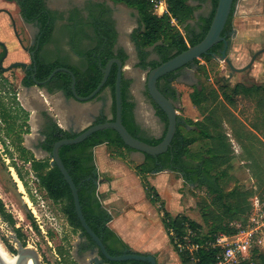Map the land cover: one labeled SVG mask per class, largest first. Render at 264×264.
<instances>
[{"label":"trees","instance_id":"obj_1","mask_svg":"<svg viewBox=\"0 0 264 264\" xmlns=\"http://www.w3.org/2000/svg\"><path fill=\"white\" fill-rule=\"evenodd\" d=\"M15 2L19 7L20 15L27 23H35L39 31L37 33L36 42L30 47H26L29 52L35 51L29 68H26V75L22 80L24 86H47L50 90L62 89L69 96H73L72 92V75L66 71L57 72L51 80L42 83L50 76V74L58 67H66L72 70L76 76L77 93L86 97L90 95L100 84L103 79V68L113 57H118L126 63L128 59L127 52L117 47L118 30L116 20L113 17V9L102 3L90 4L86 7V13L79 8L70 10L67 17L64 12L52 10L48 7L47 0H6ZM116 3H124L129 8L136 9L143 28L138 29L133 34V40L138 52L137 66L144 70H150L160 63L165 62L175 55L186 50L189 46L200 42L207 34L218 4V0H211L212 9L209 14L202 16L199 26L193 29L190 34L184 36L179 30V25H185L194 15V8L190 4V0H167L168 12L162 16L154 13L153 4L150 0H112ZM236 0H234L232 12L228 22L224 28L230 30L232 28L233 12ZM2 9L0 8V12ZM59 20H64L63 30L61 33L68 34L72 48L83 57L80 65H72L68 61L55 60L48 61L42 58V50L48 45L54 35L56 24ZM82 41H90L93 45L90 49L82 48ZM219 44L214 45L211 50L216 51ZM155 54V56H153ZM5 55L1 54L0 59ZM202 56L207 62L213 60L210 53ZM194 61H197L194 60ZM193 61V62H194ZM198 69L205 72V64L198 62ZM169 73L158 80L159 89L174 101L178 99L177 88L167 81ZM35 75V78L33 77ZM117 77V64H113L110 75L103 88L110 87L113 94V113L111 120L115 119L116 101L115 86ZM132 80L124 77L122 80V119L124 125L129 132L135 137L144 140L150 144H158L162 141L160 138L151 137L143 131L136 123L134 118L135 102L131 99ZM102 88V89H103ZM221 95L227 101L233 103L235 97L239 95L250 96L264 90L261 85H246L237 83L233 87L228 83L219 85ZM18 88L14 81L8 78L6 70L0 68V118L3 122L9 124L8 130L14 131L15 125L20 117L22 134L31 132L29 124L30 113L21 104L18 96ZM210 93L206 92L205 86L194 87L190 93L192 102L197 106H202L209 100ZM157 114L162 120L168 123L165 112L155 104ZM178 128L168 151L157 156L146 154V161L136 166V171L142 176L147 196L155 203H160L161 198L156 189L150 185L147 176L154 172L165 169L173 170L181 173L187 183H194L196 187L206 186L210 194L213 195L211 204H219L222 206V214L210 210L211 204H205L203 207V217L209 226L207 231H201L203 226L201 223L191 220L185 214H179L175 217L163 208L161 202V210L163 220L167 232L171 227L175 228L178 233L183 234L188 224L192 228L200 232V237L196 240L204 243L212 239L213 235L218 232L234 233L237 229L226 223L223 219L224 215H229L232 221L236 219L246 222V207H248L247 197L249 191L241 190L237 186L231 190H225L222 181L228 174L232 156L230 155L229 146L226 142L227 134L220 130L218 123L212 116L207 115L208 123L203 121H195L185 118L178 114ZM100 119L98 122H103ZM185 126H194L192 133H185ZM166 132V130H165ZM78 133H71L60 127L57 123L49 125L46 132V140L43 142V148L51 153L53 145L56 141L63 138H71ZM10 135V133H9ZM210 140V146L199 152H192L191 146L199 140ZM0 141L5 143L0 138ZM107 143L109 146L125 148L128 151L134 150L127 146L122 140L120 134L112 129L107 128L97 131L86 138L84 141L76 144L63 145L60 148V156L65 167L68 169L76 186L78 187L80 202L84 216L95 231L102 239L108 252L112 255L123 253H131L133 251L110 227L112 215L102 205L101 195L99 194V185L97 181L100 175L95 165L94 148L100 144ZM17 149L20 151L22 158L26 163L31 165V170L36 176L38 187L45 192L48 198L55 202H62V212L66 215L71 226L80 231L89 241L83 244L82 249L85 250L91 246H96L90 235H88L75 210V203L71 188L65 180L62 172L57 165L51 164L50 158L36 159L35 157H27L29 149L24 145V135L17 138ZM12 167L16 170L19 178L24 182V178L17 164L13 162ZM25 184V182H24ZM247 205V206H246ZM210 210V211H207ZM0 214L6 218L12 225L14 220L5 209V204L0 198ZM32 220L33 215L30 214ZM36 229L39 230L35 223ZM18 240L25 246L22 240V234L19 229L16 230ZM50 235H53L50 232ZM174 244V242H173ZM174 247L179 254L183 264H191L188 255L181 253ZM10 251L17 253L15 248L9 247ZM59 253L64 256L63 248L59 249ZM101 258L109 264H150L142 260H124L110 261L106 259L101 252ZM218 249L202 247L200 249V264H215L217 261ZM260 264H264V255H260ZM64 262L67 263L66 258Z\"/></svg>","mask_w":264,"mask_h":264},{"label":"rangeland","instance_id":"obj_2","mask_svg":"<svg viewBox=\"0 0 264 264\" xmlns=\"http://www.w3.org/2000/svg\"><path fill=\"white\" fill-rule=\"evenodd\" d=\"M189 2L194 8V15L185 25L178 26V30L184 36L196 29L202 16L209 14L212 9L211 0H190ZM94 3L108 5L117 10L119 15L128 17L129 20L126 19L123 24L124 36L122 39L127 48L133 47L134 32L143 28L136 9L112 0H50V5L58 8L63 6L76 7L78 5L85 8ZM8 5L6 1L0 0V8ZM9 8L16 19L14 24H9L6 16L0 17V37L13 44L17 36H24L27 42L26 46L29 47L33 41V31L30 32V37H26V29L29 27L33 30L35 26L21 23L19 7L16 4L9 5ZM232 25L234 34L229 57L236 67H243L250 62L254 52L264 47V0H238L237 9L233 13ZM60 37H58L59 40L62 39L61 34ZM132 55L135 56L133 52ZM198 62L204 63L201 58H198L192 63L193 65L185 68V72L179 81L173 82L181 96L175 102L179 109L178 114L208 124L209 121L206 118L207 115H210L218 123L220 130L229 132L230 138L242 139L240 146L238 145L233 149L234 154L231 158L230 168L226 178L222 181V186L225 190H231L237 186L241 190L250 192L247 197L248 207L245 210L247 214L245 218H250L253 212L254 198L258 196L261 202H264V90L250 96L239 95L231 103L221 95L219 85L226 81L232 87L237 83L256 84L264 87V53L253 63L249 71L251 79H248L244 72H234V75L230 77L229 67L221 57H215L210 62L205 63V72L198 69ZM6 75L16 83L19 90L15 79L20 78V71L14 70ZM144 75L146 79L147 76ZM224 77L227 80L222 79ZM202 85L205 86L206 92H209L211 96L207 102L196 107V111H193L192 105L188 102L190 93L194 87ZM183 105L185 107H182ZM190 105L191 109L189 108ZM22 121L23 118L20 117L14 131H9L10 123L7 124L0 118V138L5 141V143L0 141V198L5 204L6 211L11 214L14 220L12 225L0 214L1 241L7 250L16 256L17 253L11 252L9 247L19 251V240L16 232L19 229L22 240L25 242V246H23L28 248L30 253L38 256L40 264H109L103 262L95 249L87 254L80 255L78 253L77 245L81 232L71 226L66 215L62 212L63 203L48 198L45 192L38 187L37 178L31 170V165L24 161L17 149V138L25 135V133L22 134L23 130L20 126ZM251 127L256 131H253ZM209 145L210 140H201L200 147L194 146V148L205 150ZM232 145L236 146L237 144L232 143ZM27 157L43 159L36 157L30 149L27 152ZM13 162L19 167L25 184L12 167ZM21 184L23 185L22 189ZM181 191L186 193L192 202L189 205L191 220L202 224L203 229L201 231H207L209 226L204 221L202 212L205 204H211L213 195L210 194L206 186L193 187V185L186 183H183ZM209 208L213 214L215 212L222 214V206L219 204L213 203ZM30 214L33 215L34 220L31 219ZM223 219L230 225L234 222L241 224V226L247 225L238 219L232 221L229 215L223 214ZM35 223L39 230L34 227ZM258 236L255 234L254 238L257 239ZM60 248L65 251L64 256L59 253ZM261 254L264 255V245H255L250 262H245V264H260ZM64 258H66L67 263L64 262Z\"/></svg>","mask_w":264,"mask_h":264},{"label":"crops","instance_id":"obj_3","mask_svg":"<svg viewBox=\"0 0 264 264\" xmlns=\"http://www.w3.org/2000/svg\"><path fill=\"white\" fill-rule=\"evenodd\" d=\"M6 3L7 5L16 4L10 1H6ZM47 4L50 9L59 12H68L73 8H79L86 13L87 7L82 8L79 5L71 7L63 6V4V7L58 8L50 5V0H47ZM9 5L1 8L3 10L0 12V17L6 16L8 23L14 24L16 16L11 12ZM113 16L119 31L118 46L123 48L129 56L124 66V77L132 80L131 99L135 102V121L149 136L160 138L164 135L167 125L157 114V109L148 94L144 75L146 74L147 76V72L136 65L138 54L135 43L130 48H127L123 43L124 30L122 28L124 21L128 17L119 15L115 9H113ZM19 17L21 23L35 26L33 30L29 27L26 29V37H30L29 34L33 31L31 46L36 42L39 28L35 23L25 22L20 15V11ZM63 23L65 21L57 22L53 39L42 50L41 56L48 61L63 60L68 61L72 65H80L83 62V57L72 48L68 34H65L64 37L62 36V39H58L64 25ZM15 39L12 44L5 38L0 37V42L4 43L7 49L3 64L6 67L18 61L26 62L27 65L31 64V53L26 50L27 42L24 36L21 37L20 35ZM92 46L90 41H85L82 44L83 49H90ZM2 49L3 46L0 44V53ZM132 52L135 56L132 55ZM129 66L131 67L128 68ZM14 70L20 71L21 75H19V79H15L19 86L18 96L20 102L30 113L29 124L31 132L24 135V145L38 158L50 157L49 153L42 148V144L46 139L47 129L52 123H57L71 133H79L97 123L100 119L111 120L114 116L113 94L110 87L101 89L97 95L88 101L82 102L74 99L73 96H69L62 89L50 90L47 86H39L37 84L24 86L22 84L24 71L21 67L14 68L6 72V74ZM179 98H181L180 93H178ZM189 99L188 102L192 105L193 111H196L197 106L192 102L191 97ZM191 105L189 106L190 109ZM182 107H185V105ZM190 119L195 120V118ZM193 129L194 126H185V133H192ZM251 129L256 131L252 127ZM227 133L226 142L232 156L234 154L233 149L238 145L240 146L242 139L230 138L229 132ZM232 143L237 145L233 146ZM199 145H201V140L190 147L191 151L196 153L202 151L194 148V146L200 147ZM94 157L97 172L103 180L98 187L101 202L112 215V220L109 223L110 227L133 251L143 254H154L158 264H183L165 227L164 212L160 206L162 202L163 208L172 217L185 214L190 218L191 208L189 205L192 202L186 193L181 191V188L183 183L193 185V187H196V185L187 183L181 173L173 170L165 169L151 173L147 176L148 181L161 198L160 203H155L147 196L142 176L136 171V166L146 161V154L137 150L128 151L125 148L109 146L107 143H103L94 148Z\"/></svg>","mask_w":264,"mask_h":264},{"label":"water","instance_id":"obj_4","mask_svg":"<svg viewBox=\"0 0 264 264\" xmlns=\"http://www.w3.org/2000/svg\"><path fill=\"white\" fill-rule=\"evenodd\" d=\"M234 0H218V4L216 7V11L214 14V18L212 20V23L210 25V28L205 35V37L198 42L195 45L189 46L186 50L182 51L181 53L175 55L171 59L160 63L158 66L147 70V77H146V87L148 90V94L150 98L152 99L153 103L157 104L166 114L168 123L166 127V132L164 133L163 139L160 143L154 145L150 144L144 140H141L134 135H132L127 127L123 123L122 119V80L124 78V66L125 63L122 59L118 57H113L109 60L106 67L103 68V79L98 85V87L88 96L82 97L77 93L76 90V76L70 70L66 67H58L56 68L50 76L47 78V80H44L42 83H46L49 80L53 78V76L59 72V71H66L72 75V92L74 99L78 101H88L95 95H97L100 90L103 88V86L106 84L108 77L110 75L111 69L113 67V64H117V77H116V86H115V101H116V113H115V119L114 120H106L103 122H97L85 130L79 132L76 136L71 138H63L61 140H58L53 145V150L51 153H49L51 157V164L57 165L62 172L65 180L69 184L73 198L75 203V210L77 213V216L85 230V232L90 235L92 240L95 242V250L99 253L101 252L103 256L110 260V261H124V260H142L147 261L150 264H158L157 258L154 254H143L138 252H131V253H123L119 255H112L108 252L105 244L103 243L102 239L95 233V231L91 228L89 223L87 222L83 210L82 205L80 202L79 197V191L78 187L76 186L72 176L70 175L68 169L65 167L62 158L60 156V148L63 145H70V144H76L84 141L86 138H88L93 133L107 129L112 128L116 130L124 143L133 148L134 150L140 151L144 154H149L152 156H157L161 153H164L168 151V149L171 146V143L173 141V138L177 132L178 128V107L175 101L165 95L158 87V80L171 73L175 72L181 68L186 67L188 64L192 63L194 60L200 58L202 55L209 52V50L219 43L220 41H226L224 36L222 35L224 28L228 22V19L230 17V14L232 12ZM264 53V48L258 50L253 56L251 57L250 62L243 66V67H236L232 61V59L228 56H226V49L223 53V59L227 62L232 72H242L246 71L252 68L253 63L256 61V59L259 57L260 54ZM31 55H35V51L31 52ZM27 63L23 61H18L12 63L8 67L3 66V59L0 60V68H3L5 70H10L13 67L18 66H26ZM35 78V75H33ZM179 80V79H177ZM103 180L100 178L97 181V184H102ZM18 239V238H17ZM19 251L17 256L16 264H30V261H32L31 264H40L38 261V256L30 253L28 248H25L23 244L19 241ZM0 264H6L2 258L0 257Z\"/></svg>","mask_w":264,"mask_h":264},{"label":"built area","instance_id":"obj_5","mask_svg":"<svg viewBox=\"0 0 264 264\" xmlns=\"http://www.w3.org/2000/svg\"><path fill=\"white\" fill-rule=\"evenodd\" d=\"M153 4L154 13L162 16L168 12L167 0H150ZM253 212L247 218L246 226L235 222L231 224L237 231L234 233L218 232L202 243L196 240L200 237V232L188 224L183 234L178 233L171 227L169 233L179 252L189 256L191 264H200V249H218L217 261L215 264H245L250 262L255 245H264V202L256 196L253 201ZM258 234L255 239L254 235Z\"/></svg>","mask_w":264,"mask_h":264},{"label":"flooded vegetation","instance_id":"obj_6","mask_svg":"<svg viewBox=\"0 0 264 264\" xmlns=\"http://www.w3.org/2000/svg\"><path fill=\"white\" fill-rule=\"evenodd\" d=\"M237 1L238 0H236V3H235V7H234V11H235V9H237ZM3 10V9H2ZM83 12H84V10H82ZM69 12L70 11H68V12H64L65 13V17H67L68 16V14H69ZM85 13V12H84ZM234 13V12H233ZM114 17V16H113ZM59 21H61V22H63L64 20H59ZM116 26H117V22H116ZM117 30H118V28H117ZM118 33H119V31H118ZM62 34V36L64 37V33H61ZM233 34H234V28H233V25H232V28H230V30H226L225 32H224V34H223V36H224V38H225V40L226 41H220L219 43H217V44H219V47H218V49L216 50V51H212L211 49L209 50V52L208 53H210L211 54V56H213L214 58L216 57H223L224 55H223V53H224V50L226 49V56H228L229 57V50H230V45H231V42H232V38H233ZM85 41H82V43L81 44H83ZM0 44L3 46V49H2V52L0 53V56H1V54L4 52V48H5V54H6V52H7V49H6V47H5V45H4V43H2V42H0ZM119 36H118V40H117V47L119 48ZM264 48V47H263ZM260 49H262V48H260ZM259 49V50H260ZM258 51V50H257ZM256 51V52H257ZM32 52V51H31ZM30 52V53H31ZM256 52H254L253 54H255ZM208 53H206V54H208ZM137 54H138V52H137ZM253 54H252V56H253ZM263 54V53H262ZM262 54H260L259 56H261ZM5 56V55H4ZM202 56H205V55H202ZM200 57L203 61H204V63H200V64H205V63H207V60L206 59H204L203 57ZM32 58H33V56L31 55V60H32ZM213 58V59H214ZM3 59V62H4V57L2 58ZM1 60V59H0ZM225 61V60H224ZM226 62V61H225ZM193 63V62H192ZM192 63H190V64H188L186 67H184V68H181V69H179V70H177V71H175V72H172V74L170 75V76H168L167 77V81H169L171 84H173V82H175L177 79H179L180 77H182L183 76V74H184V72H185V68H187V67H189V66H191V65H193ZM227 63V62H226ZM29 65L30 64H28V65H26V66H24V67H22V66H18V67H21L22 69H23V71H24V76L26 75V68H29ZM228 65V64H227ZM4 66V65H3ZM253 66V65H252ZM4 67H6V66H4ZM8 67V66H7ZM18 67H13V68H11L10 70H12V69H14V68H18ZM228 67H229V65H228ZM10 70H6V72L7 71H10ZM229 70H230V77H232L233 75H234V72H232L231 71V69H230V67H229ZM251 69H249V70H246V71H242V72H244V73H246L247 74V76H248V79H251L250 77H249V75H250V71ZM24 78V77H23ZM222 79H226L227 80V78H222ZM223 84H226L227 82L225 81V82H222ZM135 109V108H134ZM105 119V121L107 120L106 118H104ZM148 136H149V134L148 133H146ZM46 140V139H45ZM42 148H43V146H42ZM44 149V148H43ZM45 150V149H44ZM89 243V241H87V239H86V237L84 236V235H82V233H81V236L79 237V242H78V245H77V249H78V253H80V255L81 254H84V253H90L91 251H93L94 249H95V246H91V247H89V248H87V249H85V250H83L82 249V245L83 244H88ZM100 255V254H99ZM103 260V259H102ZM103 262L104 263H107V262H105L104 260H103Z\"/></svg>","mask_w":264,"mask_h":264},{"label":"bare ground","instance_id":"obj_7","mask_svg":"<svg viewBox=\"0 0 264 264\" xmlns=\"http://www.w3.org/2000/svg\"><path fill=\"white\" fill-rule=\"evenodd\" d=\"M21 189L23 185L21 184ZM0 257L6 264H16L17 261V256L11 254L8 250L7 247H5L4 243L0 239ZM32 261H30V264Z\"/></svg>","mask_w":264,"mask_h":264}]
</instances>
